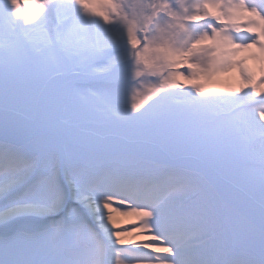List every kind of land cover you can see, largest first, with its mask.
<instances>
[{"label": "snow or ice", "instance_id": "6c2138e0", "mask_svg": "<svg viewBox=\"0 0 264 264\" xmlns=\"http://www.w3.org/2000/svg\"><path fill=\"white\" fill-rule=\"evenodd\" d=\"M0 264H264V0H0Z\"/></svg>", "mask_w": 264, "mask_h": 264}]
</instances>
